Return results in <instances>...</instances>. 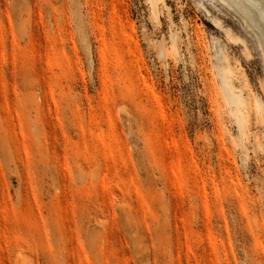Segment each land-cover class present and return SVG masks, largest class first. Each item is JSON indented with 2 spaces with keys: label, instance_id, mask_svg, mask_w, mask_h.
I'll return each mask as SVG.
<instances>
[{
  "label": "rangeland",
  "instance_id": "1",
  "mask_svg": "<svg viewBox=\"0 0 264 264\" xmlns=\"http://www.w3.org/2000/svg\"><path fill=\"white\" fill-rule=\"evenodd\" d=\"M261 55L221 0H0V264H264Z\"/></svg>",
  "mask_w": 264,
  "mask_h": 264
},
{
  "label": "bare ground",
  "instance_id": "2",
  "mask_svg": "<svg viewBox=\"0 0 264 264\" xmlns=\"http://www.w3.org/2000/svg\"><path fill=\"white\" fill-rule=\"evenodd\" d=\"M234 10L238 11L245 19L247 26L254 32L261 50V60L264 65V0H221ZM219 51V50H218ZM228 62V58L224 56ZM223 82H232L229 75L223 76ZM233 87V83H231ZM240 102H251L252 99L238 97Z\"/></svg>",
  "mask_w": 264,
  "mask_h": 264
}]
</instances>
